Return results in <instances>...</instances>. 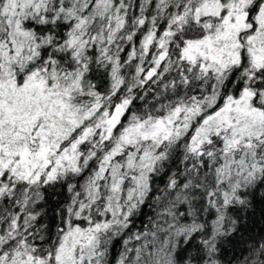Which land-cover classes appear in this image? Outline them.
<instances>
[{"label": "snow or ice", "instance_id": "obj_1", "mask_svg": "<svg viewBox=\"0 0 264 264\" xmlns=\"http://www.w3.org/2000/svg\"><path fill=\"white\" fill-rule=\"evenodd\" d=\"M0 264H264V0H0Z\"/></svg>", "mask_w": 264, "mask_h": 264}, {"label": "trees", "instance_id": "obj_2", "mask_svg": "<svg viewBox=\"0 0 264 264\" xmlns=\"http://www.w3.org/2000/svg\"><path fill=\"white\" fill-rule=\"evenodd\" d=\"M144 212L145 213H148L149 212V209L148 208H145L144 209ZM144 220V217H141V221H143ZM139 223H140V221H138V226H139ZM261 227V225H257L256 226V231H258L259 230V228ZM233 254L231 253V252H229V258H231V256H232ZM236 255L237 256H241L242 255V251H241V249H237V251H236Z\"/></svg>", "mask_w": 264, "mask_h": 264}]
</instances>
